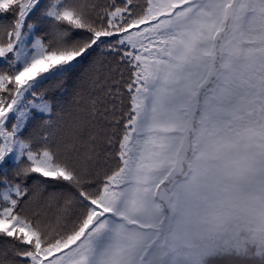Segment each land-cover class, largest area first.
<instances>
[{"label": "snow or ice", "instance_id": "snow-or-ice-1", "mask_svg": "<svg viewBox=\"0 0 264 264\" xmlns=\"http://www.w3.org/2000/svg\"><path fill=\"white\" fill-rule=\"evenodd\" d=\"M0 264H264V0H0Z\"/></svg>", "mask_w": 264, "mask_h": 264}, {"label": "clouds", "instance_id": "clouds-1", "mask_svg": "<svg viewBox=\"0 0 264 264\" xmlns=\"http://www.w3.org/2000/svg\"><path fill=\"white\" fill-rule=\"evenodd\" d=\"M236 223H237V221H228L225 224H223L222 226H220L217 231H218V233H225L228 230H230L233 226H235ZM207 235H208L207 232L195 234L194 242H200V241L206 239Z\"/></svg>", "mask_w": 264, "mask_h": 264}]
</instances>
